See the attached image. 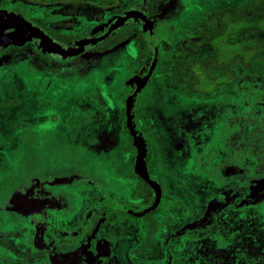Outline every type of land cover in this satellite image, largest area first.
<instances>
[{"label":"rangeland","instance_id":"374dc122","mask_svg":"<svg viewBox=\"0 0 264 264\" xmlns=\"http://www.w3.org/2000/svg\"><path fill=\"white\" fill-rule=\"evenodd\" d=\"M129 10L155 45L139 18L65 60L0 43V238L17 247L0 264H264V0H0V18L76 46ZM155 56L131 119L161 196L138 216L109 206L153 204L125 111ZM40 73L64 83L45 92Z\"/></svg>","mask_w":264,"mask_h":264},{"label":"water","instance_id":"95a60500","mask_svg":"<svg viewBox=\"0 0 264 264\" xmlns=\"http://www.w3.org/2000/svg\"><path fill=\"white\" fill-rule=\"evenodd\" d=\"M131 18H139L141 21L145 23L147 28L150 30V38L154 43V36L152 35L151 28L149 27V23L147 21L146 16L139 10H129L125 12L123 15L118 16L115 18V20L107 27V30L98 35L95 36L88 41H86L83 44L80 45H75V46H69L65 47L62 46L60 43L54 41L48 34L43 32L42 30L38 29L36 26H33L28 23L20 24V25H15L14 30L9 33H5L4 29H0V43L6 42V41H11V40H16L20 43L30 40V39H35L38 38L39 40V45L43 49V51L47 53H54L58 54L63 58H69L73 56H77L79 54H83L86 51H89L91 47L96 45L97 43L105 40L107 37H109L114 31H116L119 27H121L126 21H128ZM156 61V56L152 58V61L148 67L147 73L144 76H139L135 79V89L130 93L126 100V115H127V126L135 140L136 146H137V151H138V158H137V164H138V170L140 175L145 179L151 187L155 190V203L153 204V207L155 204L158 202L159 197H160V187L159 184L150 177L146 170V162H145V157H146V142L142 134L139 133V131L135 128L134 124H132V117H131V109L132 105L134 103L135 97L141 90L143 84L148 80L150 77V74L154 68ZM151 208H149L150 210Z\"/></svg>","mask_w":264,"mask_h":264},{"label":"crops","instance_id":"0c3cea01","mask_svg":"<svg viewBox=\"0 0 264 264\" xmlns=\"http://www.w3.org/2000/svg\"><path fill=\"white\" fill-rule=\"evenodd\" d=\"M109 51V50H108ZM107 51V52H108ZM97 62L99 61H96V62H87L86 64H83L81 67H79V69H74L73 70V74L70 76V75H67V79H65V83L66 85H68L69 83L73 82V83H77L76 80L78 79H82L84 78L87 74L93 72H97ZM95 63V66H91L92 64ZM88 66H91V69H89ZM115 66H109V68L107 69V72L105 71H102L103 73V76H104V82L106 84V91H105V95L103 96L105 100H107L109 98V94L111 92V85L110 83H112V85H115L114 84V80H116V68H114ZM85 75V76H84ZM41 76V77H40ZM53 77V78H51ZM66 77V76H65ZM39 79H41L39 81V86L41 89H43V91L47 92V91H51V92H54L56 86L59 84H63L64 83V80L61 79V78H58L55 76H45V75H40L39 74ZM73 80V81H70V80ZM38 80V78H37ZM79 89L76 87L75 89V95L74 96H78L81 94V93H84V92H92V91H100L99 90V86L97 85H90L88 86L87 84H81V85H78ZM115 88V87H113ZM103 95V93H102ZM73 96V97H74ZM86 96V95H85ZM71 99H74L71 97ZM94 99L91 97V100H90V104L93 103ZM88 106V105H87ZM79 108V107H78ZM106 111V110H105ZM73 117V115H71Z\"/></svg>","mask_w":264,"mask_h":264},{"label":"flooded vegetation","instance_id":"af4514ba","mask_svg":"<svg viewBox=\"0 0 264 264\" xmlns=\"http://www.w3.org/2000/svg\"><path fill=\"white\" fill-rule=\"evenodd\" d=\"M3 16V15H2ZM25 22H24V20H21L20 18H19V16H17V17H15L14 19H10V21H7V20H5V19H2V18H0V29H4V32L5 33H9V32H12L13 30H14V26L15 25H20V24H24ZM11 24V25H10ZM5 25L7 26V27H5ZM8 25H10V26H8ZM106 30H107V28H106ZM105 30V31H106ZM104 31V32H105ZM104 32H102V33H104ZM46 33V32H45ZM101 32H99L98 34H97V36L98 35H100V34H102ZM46 34H48V33H46ZM49 35V34H48ZM54 41H56V42H58V43H60L62 46H65V47H69V46H75V44H72V43H69V44H67L65 41H63L62 39H60V38H58V37H56V36H51V35H49ZM35 40H38V38H35ZM104 41V40H103ZM102 42V41H101ZM3 43H5V41L4 42H2L1 44H3ZM36 44H39V42H37ZM98 45V43L96 44V45H94L93 47H91V49H93V48H95V46H97ZM90 49V50H91ZM89 50V51H90ZM45 54L46 55H49L50 57H55V58H58V59H63V60H65V58H63V57H61L60 55H58V54H54V53H47V52H45ZM69 58H75V56H73V57H69ZM151 61H152V59H151ZM151 61H150V63H151ZM83 65V63H81V64H78L77 66H75L74 67V69L76 70V69H79V67H81ZM73 69V70H74ZM147 70H148V68H144V73H143V71H142V74H141V76H144V75H146V73H147ZM40 75H41V73H40ZM48 75V74H47ZM152 75V72H151V74H150V76ZM150 78V77H149ZM148 78V79H149ZM134 89H135V87H134ZM133 89V90H134ZM144 137V136H143ZM144 139H145V137H144ZM145 142H146V140H145ZM147 150V149H146ZM98 161V160H97ZM145 162H146V158H145ZM100 164H102L103 166H104V168L107 166V164L105 163V162H103V161H101L100 160ZM102 165H100V166H102ZM148 172V171H147ZM148 174L150 175V177L152 178V179H154L158 184H159V182L148 172ZM89 180H91V181H89V182H92V179H89ZM151 186V185H150ZM159 187H160V196H161V186H160V184H159ZM152 188V187H151ZM153 189V188H152ZM154 190V189H153ZM58 198V197H57ZM60 199V198H59ZM159 200H160V197H159ZM159 200H158V202H159ZM158 202L155 204V206L158 204ZM155 203V190H154V200H153V204ZM76 204H77V202H75L74 203V205L76 206ZM153 204L151 205V206H149V207H147V208H143L142 210H139V211H132L130 208H128L127 206H121L119 203H117V202H112L111 203V205L109 206L111 209H113V208H120V209H122V210H125V211H128V212H131V213H134V214H136V215H138V216H141V215H144L145 214V212H149L150 210H152V208H154L153 207ZM121 206V207H120ZM77 207V206H76ZM149 208H151L150 210H149ZM81 212H82V209H81ZM144 213V214H143ZM0 243L4 246V247H6L7 249H9L10 251H13L14 253H15V251H16V249H17V247L14 245V244H11L10 242H7V239H5V238H0ZM68 263L69 264H77L78 262H76V263H74V262H72V259H71V261H68ZM2 264H6V263H2ZM65 264H66V262H65Z\"/></svg>","mask_w":264,"mask_h":264},{"label":"trees","instance_id":"16d2710c","mask_svg":"<svg viewBox=\"0 0 264 264\" xmlns=\"http://www.w3.org/2000/svg\"><path fill=\"white\" fill-rule=\"evenodd\" d=\"M250 2H251V4L254 2V0H250ZM246 14H244L243 15V17H246L245 16ZM25 22V21H24ZM126 24H128V22L126 23ZM106 28L107 27H103L99 32H104L105 30H106ZM118 33V31H114L109 37H107L104 41H102V42H99L98 43V47H100V45H102L103 43H106V42H109V41H111V40H114L115 38H116V34ZM98 47H96V48H98ZM149 61H151V59H149ZM202 64L204 65V66H209L208 65V59L207 58H205V59H202ZM144 72V71H143ZM137 165V168H138V164H136Z\"/></svg>","mask_w":264,"mask_h":264}]
</instances>
